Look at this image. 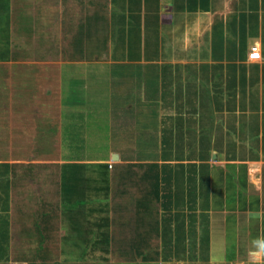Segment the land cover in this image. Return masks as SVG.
<instances>
[{"label":"crops","instance_id":"0c3cea01","mask_svg":"<svg viewBox=\"0 0 264 264\" xmlns=\"http://www.w3.org/2000/svg\"><path fill=\"white\" fill-rule=\"evenodd\" d=\"M1 22L15 53L62 56L29 61L20 81L45 74L54 100L60 77L45 127L60 159L44 162H60L63 244L131 263L264 264V0H0ZM22 162L0 161V264Z\"/></svg>","mask_w":264,"mask_h":264},{"label":"rangeland","instance_id":"374dc122","mask_svg":"<svg viewBox=\"0 0 264 264\" xmlns=\"http://www.w3.org/2000/svg\"><path fill=\"white\" fill-rule=\"evenodd\" d=\"M6 25L0 23L3 29L7 28ZM17 45L20 46H16L17 51L30 48L29 41ZM14 47L11 33L0 30V161L34 162L18 164L21 165V174L16 173L14 179L12 259L2 264H160L127 262L120 256L119 249L85 246L77 236L70 237V242L67 240L66 245L63 244L68 232L66 235L63 232L67 222L62 212L60 162H44L47 156L60 159L59 144L49 142L56 136L46 137L45 128L48 121L50 126L57 127L56 115L61 111V103L57 101L60 98V77L53 70L50 82L54 92L49 94H53L50 97L54 100L46 99L45 74L41 76V81L34 77L36 81L31 83L29 76L20 81L24 74L20 73V68L28 67L29 61L38 64L53 61L58 68L62 56L15 53ZM38 72L34 71V74ZM26 73L29 74V71ZM15 75L18 76V87ZM24 90L27 95L21 93ZM52 114L53 120L50 119ZM31 126L32 134L21 133V130L30 133ZM29 164H34L31 165L33 170L28 167L27 171L25 166ZM30 176L33 178L30 179ZM87 242L90 243V240Z\"/></svg>","mask_w":264,"mask_h":264},{"label":"built area","instance_id":"2783aa9c","mask_svg":"<svg viewBox=\"0 0 264 264\" xmlns=\"http://www.w3.org/2000/svg\"><path fill=\"white\" fill-rule=\"evenodd\" d=\"M250 58L251 59H260L261 58V53L258 49L254 48L251 53H250Z\"/></svg>","mask_w":264,"mask_h":264},{"label":"clouds","instance_id":"9594fccd","mask_svg":"<svg viewBox=\"0 0 264 264\" xmlns=\"http://www.w3.org/2000/svg\"><path fill=\"white\" fill-rule=\"evenodd\" d=\"M257 248L259 251L264 252V242H257Z\"/></svg>","mask_w":264,"mask_h":264},{"label":"trees","instance_id":"16d2710c","mask_svg":"<svg viewBox=\"0 0 264 264\" xmlns=\"http://www.w3.org/2000/svg\"><path fill=\"white\" fill-rule=\"evenodd\" d=\"M31 264H34V263H31Z\"/></svg>","mask_w":264,"mask_h":264}]
</instances>
